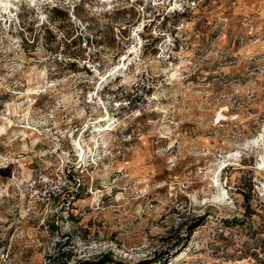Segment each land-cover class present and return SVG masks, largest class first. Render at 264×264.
Segmentation results:
<instances>
[{"label": "rangeland", "instance_id": "1", "mask_svg": "<svg viewBox=\"0 0 264 264\" xmlns=\"http://www.w3.org/2000/svg\"><path fill=\"white\" fill-rule=\"evenodd\" d=\"M261 162L264 0H0V264H264Z\"/></svg>", "mask_w": 264, "mask_h": 264}, {"label": "bare ground", "instance_id": "2", "mask_svg": "<svg viewBox=\"0 0 264 264\" xmlns=\"http://www.w3.org/2000/svg\"><path fill=\"white\" fill-rule=\"evenodd\" d=\"M109 130L110 131H116V129H114V120L113 119H109V118H107L105 120V124L97 125V126L94 127V131L91 134V140L95 144V146H94L95 149H98V142H99L98 140L102 139L108 133ZM79 152H81V149H79ZM263 163L264 162H261L262 168L264 166ZM215 185H217L216 181H215Z\"/></svg>", "mask_w": 264, "mask_h": 264}]
</instances>
